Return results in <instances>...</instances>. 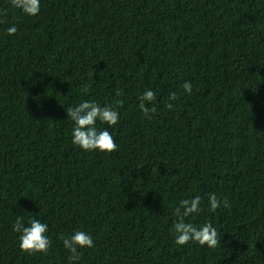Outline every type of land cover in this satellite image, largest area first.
<instances>
[{
  "label": "trees",
  "instance_id": "trees-1",
  "mask_svg": "<svg viewBox=\"0 0 264 264\" xmlns=\"http://www.w3.org/2000/svg\"><path fill=\"white\" fill-rule=\"evenodd\" d=\"M83 101L118 111L97 121L116 152L72 143ZM196 195L215 249L175 242ZM17 217L47 223L46 255L20 249ZM76 231L94 242L77 264H264V0H40L35 17L0 0V264H72Z\"/></svg>",
  "mask_w": 264,
  "mask_h": 264
},
{
  "label": "clouds",
  "instance_id": "clouds-1",
  "mask_svg": "<svg viewBox=\"0 0 264 264\" xmlns=\"http://www.w3.org/2000/svg\"><path fill=\"white\" fill-rule=\"evenodd\" d=\"M13 9L20 10L24 15L35 17L40 12V0H10ZM15 25L7 29L8 35H14L17 32ZM184 93L191 95L192 85L185 82L183 85ZM115 95L120 97L121 91L117 90ZM139 109L146 119H151L157 112L156 94L148 89L139 96ZM169 101L177 100V93L171 92L168 97ZM116 106L122 107L123 101L116 100ZM168 110H173V104L166 105ZM66 115L68 119L74 122L72 130V143L80 147L85 152L100 151L111 154L117 151V144L107 129L98 130L97 121L101 124L112 127L119 122V113L112 106H101L94 101H83L75 107H68ZM202 198L196 195L194 198L182 199L179 205L175 207L173 215L175 221L172 224V231L175 233V242L177 245L184 246L190 243H198L200 246H207L215 249L221 240L218 238L217 230L210 224L206 223L202 227H196L189 222L190 217L198 215L202 211ZM208 203L211 211L215 212L218 207L228 208L230 204L227 198L222 201L217 198L215 193L208 196ZM13 230L19 233L20 249L29 255L47 254L52 246V241L48 237V225L38 219H29L27 226L22 217H17ZM64 248L70 253L69 259L72 264H77L81 259L82 252L85 248L94 247L92 237L84 231H76L68 237L60 236Z\"/></svg>",
  "mask_w": 264,
  "mask_h": 264
}]
</instances>
